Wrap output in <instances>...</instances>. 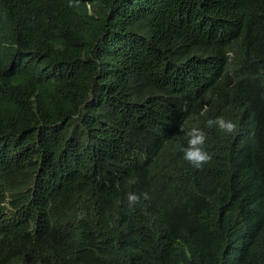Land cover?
Wrapping results in <instances>:
<instances>
[{"label": "trees", "instance_id": "obj_1", "mask_svg": "<svg viewBox=\"0 0 264 264\" xmlns=\"http://www.w3.org/2000/svg\"><path fill=\"white\" fill-rule=\"evenodd\" d=\"M0 264H264V0H0Z\"/></svg>", "mask_w": 264, "mask_h": 264}, {"label": "clouds", "instance_id": "obj_2", "mask_svg": "<svg viewBox=\"0 0 264 264\" xmlns=\"http://www.w3.org/2000/svg\"><path fill=\"white\" fill-rule=\"evenodd\" d=\"M205 127L211 129L216 128L222 133L234 134L239 132L236 122L226 119L223 116H217L215 119L209 118L205 122ZM188 140L186 146H179V150L183 153V159L196 169H202L213 159V154L206 147L208 134L199 126L191 127L186 133ZM141 198L149 199L147 192L140 195L129 193L127 196L129 206H134L140 202Z\"/></svg>", "mask_w": 264, "mask_h": 264}]
</instances>
